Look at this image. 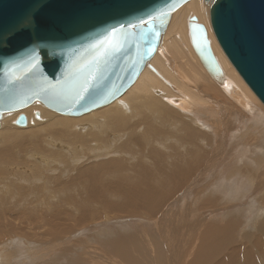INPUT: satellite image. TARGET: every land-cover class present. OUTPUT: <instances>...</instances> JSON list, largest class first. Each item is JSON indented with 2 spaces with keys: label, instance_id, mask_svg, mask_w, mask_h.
<instances>
[{
  "label": "bare ground",
  "instance_id": "6f19581e",
  "mask_svg": "<svg viewBox=\"0 0 264 264\" xmlns=\"http://www.w3.org/2000/svg\"><path fill=\"white\" fill-rule=\"evenodd\" d=\"M213 1L189 0L173 11L154 56L133 85L108 105L68 116L35 101L0 116V208L5 209L0 213L7 219L0 226V258L11 264L49 261L55 222L29 216L62 194L59 203L71 210L60 208L59 215L66 216L53 217L73 223L63 227L68 245L89 221L125 219L117 225L128 229L133 224L137 233L144 232L143 239L159 232L148 240L155 245L148 254H153L152 264H162L167 252L171 264H182L186 246L190 261L183 264H264V105L214 38ZM191 22L205 29L218 67L214 76L192 48ZM20 115L25 127L15 125ZM226 134L233 136L228 149L217 140ZM188 197L187 214L176 215L167 207L170 200L169 206L186 203ZM80 201L84 207L77 205ZM74 210L76 217L71 216ZM220 212H225L223 222L209 221ZM246 214L253 218L243 220ZM189 216L198 220L189 227L190 242L179 227ZM22 219L28 222L25 227ZM102 227L90 229L100 233ZM134 233L115 236L108 250L110 242L93 243L88 237L81 248L102 247L103 253H95L97 247L89 250L93 264H134L129 249L140 251L144 245L147 255ZM179 233L184 242L177 244Z\"/></svg>",
  "mask_w": 264,
  "mask_h": 264
},
{
  "label": "water",
  "instance_id": "95a60500",
  "mask_svg": "<svg viewBox=\"0 0 264 264\" xmlns=\"http://www.w3.org/2000/svg\"><path fill=\"white\" fill-rule=\"evenodd\" d=\"M188 1L0 0V116L35 101L68 116L108 105L137 80L154 56L171 13ZM157 9L167 15L155 21L154 32H148L149 25L127 27ZM33 15L31 28L16 31ZM210 23L222 52L264 105V0H214ZM120 24L125 27L115 38L123 44L122 50L100 57L93 47L98 43L96 38ZM189 32L203 67L211 76L216 75L218 67L205 29L191 22ZM143 33H148L147 40ZM34 48L39 59L33 69L29 53ZM81 69L83 75L77 76ZM89 72L96 79L89 80V90L81 92L84 98L80 99L76 90ZM15 125L25 127V116L20 115Z\"/></svg>",
  "mask_w": 264,
  "mask_h": 264
},
{
  "label": "rangeland",
  "instance_id": "374dc122",
  "mask_svg": "<svg viewBox=\"0 0 264 264\" xmlns=\"http://www.w3.org/2000/svg\"><path fill=\"white\" fill-rule=\"evenodd\" d=\"M215 38V37H214ZM217 42V41H216ZM218 44V43H217ZM222 51V50H221ZM223 53V52H222ZM225 56V55H224ZM228 61V60H227ZM231 65V64H230ZM263 106V105H262ZM236 107V106H235ZM234 107V108H235ZM238 107V106H237ZM236 107V108H237ZM234 108H232L233 109V111H235V110H237L236 111V113H238L239 112V107L236 109H234ZM220 116V117H219ZM218 117L219 118H222V115L221 114H219L218 115ZM19 127V126H18ZM227 135V134H226ZM224 135V136H220L221 138H217V140H220V139H222V140H220L221 142H223V146L224 147H226L227 148V144L228 143H230L232 140H233V136H230V135ZM231 140V141H230ZM219 141V142H220ZM225 143V144H224ZM228 147H231V145H229ZM228 149V148H227ZM226 149V150H227ZM89 163H96L95 161H88ZM101 174V173H100ZM75 175V174H74ZM72 176H73V174H72ZM75 176H77V175H75ZM38 183V182H37ZM185 191V188H182L179 192H177L176 194H174V197L175 198H177V197H180L181 196V194L183 193ZM72 195H74L75 197H77V199H79L80 200V194L79 193H75L73 190H72ZM107 195V194H106ZM29 197H31V196H29ZM62 199V194L58 197V199L57 200H55V201H53L52 202V204H51V206L49 207V206H45V205H42V206H39V209H38V211L37 212H35V213H32V214H30V216H29V219L31 220V221H33V219H34V217L35 216H38V215H42L43 216V219H44V221L43 222H48V223H50V222H55L54 223V226H53V229L55 230V232H56V235H54V240H53V244H52V242H51V244L52 245H54L53 247H49V249H53V250H55L54 252H51V258L50 259H52V261H50V259H49V261H48V258H41V259H37V260H32V262H34L33 264H93L94 262L91 260V259H89V257H91V255H90V252H89V250L91 251H96V249H97V251L95 252V253H103L101 250H102V247L100 246V248L99 247H97L99 244H93L94 242H98L99 243V241L100 240H102L103 242H110L109 244H108V247H107V250L109 249V246H110V244L112 243V242H114L115 240V236H118V235H122V234H133V232H135L134 234H138V236H140V234H143L144 232H142V233H137V231H139V228H137V227H134V225L133 224H131L130 226L131 227H129L128 229H125V228H123L121 225L119 226V225H117V223L118 222H120V221H126L125 219H122V220H120V221H107V220H105L104 222H98V221H89V222H87V223H85L84 225H86V226H84L83 227V231H81V232H78V231H76V233H74V234H72L71 236H70V243H69V245H68V243H67V236H66V231H67V229H63V227L64 226H68L69 224H73V223H71V222H68V220H63V221H61L62 223H60V220H54V217L53 216H56L55 218L56 219H58V216H59V218H61V217H64V216H66V215H64V214H62V215H59L60 214V208L64 211H67V210H71L70 208L68 209L65 205H62L61 203H59V201ZM188 199V200H187ZM184 201H186V203L184 202ZM184 203H181V204H176V203H172V205H170L169 206V204L171 203V200L170 201H168V203H167V207H169V208H172V210H173V213H175L176 215H183L184 213H186L187 214V208L190 206V205H192V204H190V201H191V199L188 197V198H185L184 199ZM187 201H188V203H187ZM10 201H8V202H6V203H9ZM56 204V205H55ZM81 204H83L82 203V201H80L77 205H81ZM77 205H76V209H78V207H77ZM188 205V206H187ZM83 207H84V204L82 205ZM40 207H41V209H40ZM55 207V208H54ZM7 208H9V206H7L6 207V209ZM66 208V209H65ZM164 208V207H163ZM43 209V210H42ZM3 210H5L4 209V207H1L0 208V211L2 212ZM55 210H57L56 211V213H55ZM181 210V211H180ZM179 211V212H178ZM6 213H7V211H5ZM46 212V213H45ZM181 212V213H180ZM49 214V215H48ZM77 212H76V210H74V212L71 214V216H74V217H76L77 216ZM224 214H225V212H220L219 214H218V216H216L217 218H215V219H209V221H217V220H221L222 222L225 220V218H224ZM34 215V216H33ZM52 217V218H51ZM190 217V219L189 220H185L184 222H182V223H180L179 224V227H181L182 229H181V233H182V231H183V234L186 236L185 238H187L188 237V242H190V238L193 236V235H190V230H189V227L190 228H192V226L193 225H195V224H197V222L196 221H198V220H196L195 219V217H192V216H189ZM204 217V216H203ZM248 217V218H247ZM253 218V215L252 214H246V215H244V218H243V220H250V219H252ZM7 220V219H6ZM5 219H3V216H2V214L0 213V226L6 221ZM37 220H38V218H37ZM97 222V223H96ZM128 222V221H127ZM145 222H149V221H145ZM189 224H188V223ZM191 222V223H190ZM22 223H23V227H25V225H26V223L28 224V222H27V220H24V219H22ZM60 224H62V226H59ZM93 224H98V225H101V226H104L105 228H103L102 227V229L101 230H99L100 231V233L99 232H96V233H94L93 232V229H90V227L93 225ZM132 225H133V227H132ZM2 226H5V225H2ZM2 226H1V228H2ZM90 226V227H89ZM111 226H112V228H111ZM7 227V226H6ZM121 228V229H120ZM122 228H123V230H122ZM131 228V229H130ZM185 228H187V229H185ZM107 229V230H106ZM42 230V229H41ZM106 230V231H105ZM109 230V231H108ZM188 231V232H187ZM16 232V229H14V230H12V232L10 231L9 232V236L11 237L14 233ZM110 234H109V233ZM105 234H106V236H105ZM112 234H113V236H112ZM151 234L152 235H149V236H146L147 238H144L143 239V236H144V234L143 235H141L140 237H142V238H139L137 235H136V237L134 238V239H136L137 238V240H139V241H141L143 244H145L146 245V253H147V255H145V246L143 245H140V251H139V248H131V249H129L130 251H131V253H130V257L131 256H133V260H136L137 262H135L134 264H152V261H151V258H153V254H151V255H148L152 250L153 251H155V245H153L152 243H153V241H148L150 238L152 239V237H156L158 234H159V232L158 233H153V232H151ZM24 235V234H23ZM77 235V236H76ZM80 235H82V236H80ZM99 235V236H98ZM8 236V237H9ZM103 236V237H102ZM198 236V235H197ZM9 237V238H10ZM87 237H88V240H93V243L92 244H90L89 246L90 247H88V246H86V248L83 250L81 247H82V245L84 246V245H86V244H88L87 243ZM100 237V238H99ZM61 238H63L62 240H64V239H66L63 243L65 244L64 246L61 244ZM105 238V239H104ZM120 238H123V237H120ZM107 239V240H106ZM118 240H116L117 242H120V241H122V240H120L119 238H117ZM143 239V240H142ZM194 239H197V237H194ZM74 240V241H73ZM86 240V241H85ZM113 240V241H112ZM199 239H197V242L199 243V241H198ZM33 241H36V240H33ZM73 241V242H72ZM179 242H184V239H183V236L179 233V239H178V241H177V244L179 243ZM133 243H134V241H133ZM149 243V244H148ZM197 243V244H198ZM56 244V245H55ZM76 244H78L77 246L78 247H76ZM195 245L196 247H195V249L197 248V246L198 245ZM57 245H59V246H57ZM152 246V247H151ZM176 246H178V245H176ZM185 246H186V244H185ZM46 247V246H45ZM80 247V248H79ZM93 247V248H92ZM97 247V248H96ZM149 247V248H148ZM91 248V249H90ZM94 248H96V249H94ZM142 248V249H141ZM144 248V249H143ZM151 248V249H150ZM186 248H187V246L185 247V249L184 250H186ZM51 249V250H52ZM47 250H48V248H47ZM51 250H49V251H46L47 253H49ZM136 250V251H135ZM144 252H143V251ZM184 250H181V252L182 253H184V254H186V259H184V261L185 262H189L190 261V258L187 256V252H185ZM99 251V252H98ZM212 251V249L211 248H209V253H212L211 252ZM44 252V251H43ZM45 252V253H46ZM87 252V253H86ZM134 252H137V253H134ZM164 252H167V251H164ZM134 253V254H133ZM209 253H208V256H209ZM89 254V255H88ZM136 254V255H135ZM143 256H142V255ZM89 256V257H88ZM148 256V258H146ZM168 258V259H167ZM167 258L162 262V264H169V262H170V264H171V257H170V254H169V252H167ZM184 261H183V263H184ZM31 264V263H29V261L28 260H25V261H23V262H21L20 264ZM182 263V264H183ZM0 264H11L10 263V261H7V260H5L4 258L2 259V258H0ZM18 264V263H17ZM128 264H133V263H128Z\"/></svg>",
  "mask_w": 264,
  "mask_h": 264
},
{
  "label": "snow or ice",
  "instance_id": "6c2138e0",
  "mask_svg": "<svg viewBox=\"0 0 264 264\" xmlns=\"http://www.w3.org/2000/svg\"><path fill=\"white\" fill-rule=\"evenodd\" d=\"M174 8V6H173ZM167 15L166 12L157 9L154 12H150L148 14L147 17H141L139 18L137 21L135 22H129V24L127 25L128 28H133V27H137L139 25H149L148 28V32H154L155 28L153 27L155 21L159 18V19H163V17ZM35 23V16H31V17H26L25 20L22 22L21 25H18L16 28V31H26L29 28H31ZM125 27V25L120 24V25H114L112 28L108 29L104 34L103 37H97V41L98 43H95L93 45L94 48H96L98 54L100 57L103 58H107L110 55H114L116 53H119L122 48H123V44L119 41L116 40V34L118 32H120L123 28ZM15 34V33H14ZM125 36L127 35L126 33L124 34ZM144 38L147 40L148 38V33H143ZM105 45H107V47H105ZM101 49H103V51H101ZM151 47L149 48V52L151 51ZM38 59H39V51L38 49H33L31 53H29V63L31 64L32 68H36L37 63H38ZM84 73V69H81L76 75L80 76L83 75ZM95 80L96 76L89 72L87 76L84 77L80 88L77 89V95L79 96L80 99H83V95H80L81 92H87L89 90L90 84H89V80Z\"/></svg>",
  "mask_w": 264,
  "mask_h": 264
}]
</instances>
